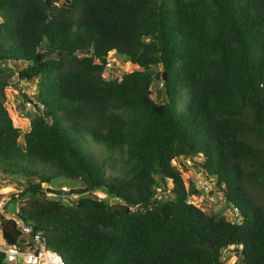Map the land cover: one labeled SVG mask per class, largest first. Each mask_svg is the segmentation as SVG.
Segmentation results:
<instances>
[{
	"label": "trees",
	"instance_id": "1",
	"mask_svg": "<svg viewBox=\"0 0 264 264\" xmlns=\"http://www.w3.org/2000/svg\"><path fill=\"white\" fill-rule=\"evenodd\" d=\"M109 52L135 68L104 75ZM14 75L38 84L22 144ZM180 158L234 219L188 202ZM0 175L27 184L16 217L64 264H224L230 245L264 264V0H0ZM55 179L86 192L65 203ZM0 234L21 242L11 217Z\"/></svg>",
	"mask_w": 264,
	"mask_h": 264
},
{
	"label": "rangeland",
	"instance_id": "2",
	"mask_svg": "<svg viewBox=\"0 0 264 264\" xmlns=\"http://www.w3.org/2000/svg\"><path fill=\"white\" fill-rule=\"evenodd\" d=\"M108 58L110 60L109 71L105 70L104 75H108L115 70L129 71L135 68L134 65H131L126 60L116 56L112 52H109ZM154 72L162 71L160 66H151ZM117 72V71H116ZM118 73V72H117ZM12 85L5 88V107L12 119V122L15 126L20 128L21 134L18 137V142L23 143V135L30 128V118L38 113L34 108L33 103L30 102L31 97L34 96L37 91V78L34 80H20L16 75L12 77ZM160 87L158 81H154L151 85L153 91L157 90ZM154 99L158 102L162 101V98L157 97L154 94ZM173 165L178 169L183 179L185 187L188 189L190 185H193L198 193L190 194L188 196V202L199 207L208 215H223L227 219H234L235 211L231 205L225 200L224 193L221 187H218L213 179V176L206 174L202 166L199 165L198 160H193L191 158L184 159H173L171 161ZM19 180L0 175V200H6L3 206V214L0 216L4 217H16V211L21 205L22 201L12 200L11 194L16 195L23 188L20 185ZM62 183H66L63 179H55L49 185L53 188H60ZM70 187H75L76 182H68ZM168 186H171V183L167 181ZM69 187L68 185H66ZM69 187V188H70ZM48 195L54 197L50 193ZM82 194H71V195H61L66 196L67 198L63 199L65 203H71L77 199ZM172 197L169 190H158L157 199L167 200ZM116 199H110V202L115 201ZM2 241L0 235V242ZM238 249L229 247L226 251V254L223 258L224 264H235L238 257Z\"/></svg>",
	"mask_w": 264,
	"mask_h": 264
},
{
	"label": "built area",
	"instance_id": "3",
	"mask_svg": "<svg viewBox=\"0 0 264 264\" xmlns=\"http://www.w3.org/2000/svg\"><path fill=\"white\" fill-rule=\"evenodd\" d=\"M109 68L110 65L105 70L109 71ZM61 188L69 189L67 186ZM94 194L99 199L105 197L102 191H96ZM6 201L7 199L0 200V214H3V206ZM14 220L20 230L19 240L21 242L14 244L0 242V254L3 255L5 264H64L62 257L46 246L39 232H33L32 226L26 224L21 218L16 217ZM228 248L222 250L223 258Z\"/></svg>",
	"mask_w": 264,
	"mask_h": 264
},
{
	"label": "water",
	"instance_id": "4",
	"mask_svg": "<svg viewBox=\"0 0 264 264\" xmlns=\"http://www.w3.org/2000/svg\"><path fill=\"white\" fill-rule=\"evenodd\" d=\"M163 78L165 79V74H163ZM22 187H26V183L18 182ZM45 191L47 193H50L55 196H61V195H71V194H83L86 192L83 188H69L68 190H65L63 188H53L49 185L45 187Z\"/></svg>",
	"mask_w": 264,
	"mask_h": 264
},
{
	"label": "clouds",
	"instance_id": "5",
	"mask_svg": "<svg viewBox=\"0 0 264 264\" xmlns=\"http://www.w3.org/2000/svg\"><path fill=\"white\" fill-rule=\"evenodd\" d=\"M50 186V185H49ZM61 188V187H60ZM158 190L160 191L161 189L160 188H158ZM7 218H10V217H7ZM12 218V217H11ZM16 218V217H15ZM14 219V218H13ZM228 247H233V248H235L233 245H230V246H228ZM222 258H223V256H222Z\"/></svg>",
	"mask_w": 264,
	"mask_h": 264
},
{
	"label": "crops",
	"instance_id": "6",
	"mask_svg": "<svg viewBox=\"0 0 264 264\" xmlns=\"http://www.w3.org/2000/svg\"><path fill=\"white\" fill-rule=\"evenodd\" d=\"M9 217V216H8ZM1 235V234H0ZM2 239V238H1Z\"/></svg>",
	"mask_w": 264,
	"mask_h": 264
}]
</instances>
